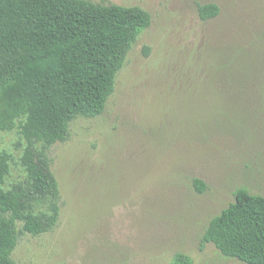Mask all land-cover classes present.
<instances>
[{
    "label": "rangeland",
    "instance_id": "374dc122",
    "mask_svg": "<svg viewBox=\"0 0 264 264\" xmlns=\"http://www.w3.org/2000/svg\"><path fill=\"white\" fill-rule=\"evenodd\" d=\"M91 1L140 6L151 23L104 111L76 117L50 147L59 219L39 235L20 233L12 259L171 264L181 252L192 264H246L200 241L235 189L264 196V0ZM207 3L219 13L203 20ZM24 146L18 127L0 131L5 189L25 180Z\"/></svg>",
    "mask_w": 264,
    "mask_h": 264
},
{
    "label": "trees",
    "instance_id": "16d2710c",
    "mask_svg": "<svg viewBox=\"0 0 264 264\" xmlns=\"http://www.w3.org/2000/svg\"><path fill=\"white\" fill-rule=\"evenodd\" d=\"M218 13L215 3L198 6L203 20ZM150 23L151 14L137 5L0 0V131L19 128L26 173L3 188L10 154L0 151V264H24L11 257L20 233L39 235L56 225L60 189L49 149L67 139L76 117L104 111L130 48ZM193 186L203 192L206 184L194 178ZM207 242L226 257L264 264V196L235 189L234 200L210 219L200 246ZM171 264L192 258L178 252Z\"/></svg>",
    "mask_w": 264,
    "mask_h": 264
}]
</instances>
